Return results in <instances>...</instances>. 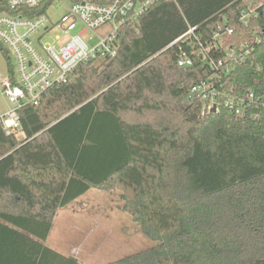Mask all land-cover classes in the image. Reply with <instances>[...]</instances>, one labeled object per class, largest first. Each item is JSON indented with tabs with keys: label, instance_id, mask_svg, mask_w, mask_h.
<instances>
[{
	"label": "trees",
	"instance_id": "16d2710c",
	"mask_svg": "<svg viewBox=\"0 0 264 264\" xmlns=\"http://www.w3.org/2000/svg\"><path fill=\"white\" fill-rule=\"evenodd\" d=\"M53 2L3 0L0 13L40 16ZM249 8L258 15L244 24ZM216 35L212 56L238 54L218 78L195 52ZM117 43L21 107L19 134L0 119V264H81L46 241L58 211L92 189H119L122 210L157 241L104 264H264V0L156 2ZM0 51L15 81L1 41ZM205 79L255 100L240 115L223 96L205 114L181 107Z\"/></svg>",
	"mask_w": 264,
	"mask_h": 264
},
{
	"label": "built area",
	"instance_id": "2783aa9c",
	"mask_svg": "<svg viewBox=\"0 0 264 264\" xmlns=\"http://www.w3.org/2000/svg\"><path fill=\"white\" fill-rule=\"evenodd\" d=\"M4 1L14 10L20 7L36 8L45 0ZM161 1L177 3L178 0H54L53 5L62 4L65 7L60 19L54 22L47 13L40 16L0 13V41L9 49L15 68V81L8 76L1 89L11 104L0 116L6 133L18 132L21 107L28 103L37 104L45 90L64 81L81 63L98 57L115 56L122 24L137 22L153 4ZM251 15L257 16L258 13L252 8L242 12L244 24H249ZM105 25H111V28L107 34L99 36L94 45L85 40V33H96ZM79 27L81 29L78 30ZM193 32L191 28L182 37ZM228 33L232 34L233 30L228 28ZM217 36L207 43L197 39L195 52L208 63L218 78L220 74L231 71L230 62L227 61L236 60L238 54L228 51L227 61L212 56L211 52L219 47ZM47 37L50 39L46 41ZM178 64L182 67L192 66L193 58L181 56ZM184 96L189 104L199 103L203 114L214 107L217 110L218 100L223 96L226 109L240 115L253 104L255 91L234 94L231 90L225 93L211 79H205L194 83Z\"/></svg>",
	"mask_w": 264,
	"mask_h": 264
},
{
	"label": "rangeland",
	"instance_id": "374dc122",
	"mask_svg": "<svg viewBox=\"0 0 264 264\" xmlns=\"http://www.w3.org/2000/svg\"><path fill=\"white\" fill-rule=\"evenodd\" d=\"M64 12V5L54 4L47 15L54 22ZM110 28L111 25H105L96 33L89 31L84 38L94 45ZM49 39L47 37L46 41ZM1 53L0 76L7 70L6 59ZM179 104L184 107L189 101L183 95ZM121 204L119 189L90 190L58 211L46 244L75 257L81 264H104L157 244L142 233L132 217L122 210Z\"/></svg>",
	"mask_w": 264,
	"mask_h": 264
},
{
	"label": "crops",
	"instance_id": "0c3cea01",
	"mask_svg": "<svg viewBox=\"0 0 264 264\" xmlns=\"http://www.w3.org/2000/svg\"><path fill=\"white\" fill-rule=\"evenodd\" d=\"M1 52V51H0ZM2 54V53H1ZM6 69H7V63H6ZM8 77V69L6 70L5 74H2L0 76V116L5 113L10 107L11 104L9 103L8 99L2 92V84L3 81ZM57 216V215H56Z\"/></svg>",
	"mask_w": 264,
	"mask_h": 264
},
{
	"label": "water",
	"instance_id": "95a60500",
	"mask_svg": "<svg viewBox=\"0 0 264 264\" xmlns=\"http://www.w3.org/2000/svg\"><path fill=\"white\" fill-rule=\"evenodd\" d=\"M216 109H215V107L212 109V111H215Z\"/></svg>",
	"mask_w": 264,
	"mask_h": 264
}]
</instances>
